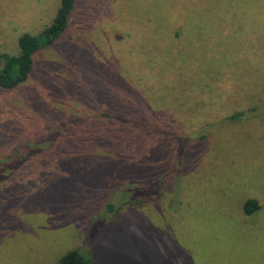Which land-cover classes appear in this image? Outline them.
<instances>
[{"label": "trees", "instance_id": "trees-1", "mask_svg": "<svg viewBox=\"0 0 264 264\" xmlns=\"http://www.w3.org/2000/svg\"><path fill=\"white\" fill-rule=\"evenodd\" d=\"M79 1L61 0L50 26L40 35L24 34L19 38L18 55L0 52V98L5 93H16L32 111L30 115L13 114L12 118L5 119L8 110L5 101L0 100V232L1 229H19L18 212L48 211L57 215L56 211L67 206L69 221L84 227L86 238L82 247L65 254L57 264H99L102 242L114 234L119 239L125 227L131 224L128 216L137 215L133 208L136 204L152 205L169 226H173L177 222L175 216L191 208L186 198L204 181L208 184L205 199L196 202L206 218L204 208L208 207L203 204L216 206L224 196L219 181L215 184L217 170L229 183L233 176L227 167L230 161L233 164L235 154L226 152L225 145L234 140H223L227 133L230 137L250 136L264 155V36L250 33L245 21L239 20L243 11L236 9L237 22L232 18L227 22L210 20L224 10L222 0L217 10L210 1L205 5L200 2V9L203 6L211 14L202 16L201 22L215 27L210 32L211 42L214 40L217 45L222 39L230 46L218 48L219 52L212 48L210 52L195 51L200 39L210 41L202 34L200 39H187L192 52L184 51L179 40L173 41L176 44L172 53L141 55L140 65L151 66L152 70L146 75L137 73L139 78L134 81L138 82L140 91L135 93L136 101H127L125 92L109 87L89 61L88 39L77 45L78 41L73 42L67 35L78 13ZM241 1L244 3L240 5L245 4L247 8L250 0ZM45 49L57 50L67 61L63 66L72 64L66 77L53 72L52 67H60L56 63H48L49 70L41 65L38 76L44 83L56 86L66 96L80 102L85 88L92 90L89 114L77 116L61 111L41 102L42 92L32 93L28 89L26 84L38 73V56ZM73 49L77 52L71 53ZM127 83L130 86L131 82ZM248 97L258 98L263 103L254 108L232 109ZM185 107L190 114L188 118H156L160 113H179ZM157 136L161 138L158 151L168 158L173 160L177 154L180 156L187 151L195 159V170L186 166L184 174L187 173L188 178L174 173L173 179L161 181L155 173L142 176L129 171L128 165H121L139 164L135 153L140 148L153 146ZM222 157H230L227 167L220 166L224 162ZM246 157L245 154L243 158ZM105 171H108L106 177L101 174ZM104 181L107 183L104 190L92 189V194L89 193L93 184ZM171 185L172 196L167 199L165 195ZM123 193L127 197H123ZM243 194L245 200L242 196L237 203L240 221L247 227H261L258 217L264 213V205L258 194L263 193L249 196L246 191ZM125 207L127 210L123 211ZM205 221L200 223L198 218L192 230L201 232L205 226L209 234H216V237L210 234L209 242L218 244L219 233L212 231L210 223L207 228ZM135 234L142 243L141 257H147L142 264H190L189 258L195 254V250L185 255L176 252L179 256L171 252L172 243L167 233L161 238L164 243L163 247L160 245L161 251H157L155 234L142 230ZM144 236L148 238L145 244ZM103 245V249H107ZM134 259L138 264V255Z\"/></svg>", "mask_w": 264, "mask_h": 264}, {"label": "rangeland", "instance_id": "rangeland-1", "mask_svg": "<svg viewBox=\"0 0 264 264\" xmlns=\"http://www.w3.org/2000/svg\"><path fill=\"white\" fill-rule=\"evenodd\" d=\"M207 1L211 2L212 8L215 10H217V6L221 5L219 0H80L78 13H76L74 23L67 35L73 42L78 41L77 45L87 38L91 47V60L89 61L97 67L100 76L105 78L109 87H115L121 92H125V100L136 101L135 93L140 91L138 82L134 81L136 77L139 78L137 73L146 75L152 70L151 66L140 65L141 55L154 56L172 53L171 50L176 44L173 41L179 40L182 42L181 48L185 47L184 51L192 52L193 50L188 48L187 39L196 37L200 39L199 36L202 34L203 36L206 34L205 36L210 41L204 42L203 38L200 39L202 42H197L199 48L195 51L204 53L207 50L210 52L209 49L212 48L213 51L219 52L220 48L230 46L222 39L220 42L218 40L217 45L214 40L211 42L210 32L215 27L212 24L206 25L201 22L202 16L210 17L211 15L203 6L200 9V2L205 5ZM242 2L244 3L240 0H222V4L225 6L224 10L219 16L215 15L216 19L210 20L227 22L228 18H232L234 19L232 21L237 22L238 18L235 12L239 8L240 11H243L239 20L245 21L251 30L250 33L264 36V0H250L247 8L245 4L244 6L240 5ZM60 5L61 0H0V52L13 56L18 55L20 52L19 38L24 34L40 35L51 25ZM86 25H89L88 28ZM238 30L237 28L236 31ZM235 35L237 34L235 33ZM142 37H145L143 46L140 45ZM225 38L227 40V37ZM75 51L76 49H73L71 53ZM48 63L59 64V68L52 67L51 69L61 77L67 76L66 72L70 70V64H72L69 62V65L63 66L67 61L57 50L45 49L38 56L36 63L38 73L26 84L28 89L32 90V93L34 91L42 92L41 102L48 103L61 111L76 113L77 116L89 114L87 108L88 100H92L90 97L92 90L85 88V96H81L80 102L71 99L70 95L66 96L67 94L59 91L56 86L44 83L42 77L38 75L41 65H44L43 69L49 70L51 66ZM126 81L131 82L130 86L126 85ZM0 100L5 101V107L8 110L4 115L5 119L12 118L13 114L30 115L32 112L24 99L18 97L16 93H5ZM262 103L258 98L248 97L232 109L254 108L261 106ZM180 110L179 113L165 112L155 115H157L156 118L178 116L180 119H185L189 117L187 107ZM226 138L234 141L225 145V151L235 155L232 158L233 164L231 161L229 163L230 167H227L230 157H222L224 162L220 166H226L233 176L229 183L226 178H223L221 171L217 170L215 184L219 181V187H222L224 196L216 206L205 204L206 202L203 204L208 207L204 208L206 218L197 204L198 200L205 199L204 192L208 189V184L205 181L203 184L199 183V188H196L186 198L188 206L191 208L184 209L178 216L176 215L177 222L172 224L173 226H169L162 214L152 205L136 204L133 208L136 209L137 215L131 218L128 216L131 224L125 227L127 229L121 233L119 239H116L114 234L109 236L106 242H102L107 249H103L104 245L101 244L100 252L102 254H100L99 264H129V262L137 264L134 259L136 255L139 259L138 264L146 261V255L141 257L140 244L142 243L135 234L137 230L155 234L156 244L158 243L157 251H161L160 245L162 247L164 245L161 238L166 233L170 235L171 252L185 255L191 250H195V254L189 258L190 264H264V213L258 217V224L261 227L254 229L252 226H244L239 219L237 209V203L242 196L245 200L243 192L246 191L250 194L249 196L257 195L254 193H263L262 196L261 194L258 196L263 198L260 200L264 205L263 150L250 140L248 135L230 137L227 133L223 140ZM160 139L157 136L153 141V146L140 148L135 153L139 164L125 163L121 165H128L126 167L129 171L132 173L136 171L142 176L155 173V177L161 181L173 179L174 173L188 178L187 173L184 174V172L187 168L191 170L197 168L195 159L187 151L180 156L177 154L173 160L168 158L165 153L162 154L158 151L157 145L160 143ZM228 139L225 141L226 143ZM245 154L247 157L244 159ZM101 174L106 177L108 171ZM106 184L105 181L93 184L88 191L92 194V189L95 192L104 190ZM172 188L173 185L167 189L165 195L167 199L172 196L169 191H172ZM122 196L127 197L126 193H123ZM67 209V206L61 208L60 211H56L57 215L48 211L18 212L17 214L20 215L19 229L13 231L1 229L0 234L3 233V235L0 238V264H10L12 261L15 262L14 264H57L65 254L82 247L86 238L85 229L69 221L70 214ZM125 210L127 207L123 211ZM198 218L200 223L206 220L207 228L210 223L212 231L219 233L218 244L209 242L210 234L214 237L216 234L213 232L209 234L205 226L200 229L201 232L192 230ZM256 230L258 233H255ZM131 237L134 240L131 241ZM143 240L145 244L148 238L144 236ZM163 251L167 256L170 255L166 248H163ZM176 254L179 256L178 253Z\"/></svg>", "mask_w": 264, "mask_h": 264}]
</instances>
